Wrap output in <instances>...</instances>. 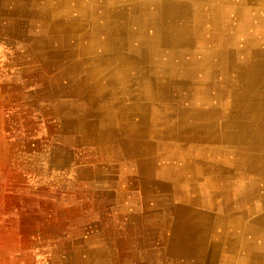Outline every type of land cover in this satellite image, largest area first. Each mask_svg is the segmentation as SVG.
Listing matches in <instances>:
<instances>
[{"label":"rangeland","instance_id":"rangeland-1","mask_svg":"<svg viewBox=\"0 0 264 264\" xmlns=\"http://www.w3.org/2000/svg\"><path fill=\"white\" fill-rule=\"evenodd\" d=\"M71 1L0 0V264H248L232 252L241 238L224 216L197 207L208 205L194 186L199 164L189 161L193 116L215 110L198 62L231 39L233 23L186 60L193 79L180 69L173 82L162 44L137 53L138 38L120 33L138 25L106 22L114 7L130 20L131 4ZM118 40L126 56L116 57ZM124 77L140 90L121 85ZM224 119L206 123L221 128L217 138ZM178 225L189 242L177 252Z\"/></svg>","mask_w":264,"mask_h":264},{"label":"crops","instance_id":"crops-1","mask_svg":"<svg viewBox=\"0 0 264 264\" xmlns=\"http://www.w3.org/2000/svg\"><path fill=\"white\" fill-rule=\"evenodd\" d=\"M155 1L157 2L160 0H155ZM161 1L157 5L167 4L166 2L167 0H161ZM184 1L188 4H193L191 6L193 7L198 5L199 0H180V2H184ZM207 1H209V3H205L204 5H212L213 8L219 11L220 9L223 10V13L220 11L218 13H214L211 15L210 14L211 11L209 9H206L204 11L206 17H203L206 19H203L204 21L203 24L201 25L202 26L201 29L194 28L199 20L198 16L197 17L195 16V13L189 16H182V15L178 17L165 16L161 21V26L163 27L164 31H162L160 34V39L163 42L162 46L160 47V51L162 53V56L160 58L161 61L160 64H162L165 70L167 69L166 71L170 69H176L174 73H177V75L174 76L175 80H173V82L181 81L180 69L183 65L181 63L182 52L186 51L188 54H190L187 56L188 59H191V55L194 56L193 58L198 59L200 52L199 50L200 43H201V48L205 50L207 49L206 44L212 41L210 39V37L212 36L210 35L214 34L215 36V34H217V36L220 37L223 36V34L229 32V30L226 31L227 30L226 23H228L226 22L227 20L241 21L243 28H241L235 33L236 35L238 34V36L242 38L241 40H246L248 36L254 35V32L256 33L255 40L260 41V38L261 40L262 37L264 38V34L262 35L260 34V32H264V30H253V31L250 30L249 32L247 28L248 24L246 22V20L249 18L264 22V0H257V1L256 0H206V2ZM86 2L89 1L86 0ZM93 2L96 3L97 1L90 0V3ZM73 3H74L73 1L69 0L68 5H74ZM226 3H230V4L228 5ZM238 3H240V5ZM73 14L76 17H73L72 19L79 18L78 20H83V21L86 20L85 17H79L78 13H73ZM88 19L91 18L88 17ZM97 19H101V18H97ZM91 20L95 21L94 18ZM152 20L149 21V25L152 24L151 23ZM223 20H224V24L222 28L223 31L222 33H218L217 21L221 22ZM128 21L130 20L126 16H121V15L113 16V17L109 16L108 18H106V22H108L110 25H113L114 27L115 25L116 26L122 25L121 27H123L127 24ZM136 22L139 24V26H141L143 21L141 22L136 21ZM134 24L135 23H133V27H136ZM81 26L88 27L86 23L82 24ZM125 33L126 31L123 30L122 35H125ZM199 33L203 34L204 37L201 42L198 41V45H197L196 41L193 38L195 35L197 34L199 35ZM148 34L151 37L154 35L149 30H148ZM100 36L102 37L109 36L107 29L104 32H100ZM128 37H138L142 39L140 32L137 31H133L132 34L126 36V39ZM118 41L120 42V44L122 43L121 40ZM137 42L139 41H136V39L133 40L132 42L133 50H136L138 48ZM187 42H191V44H187ZM165 43L167 45H165ZM122 44L117 46V50H114L117 52L116 57L126 56L127 54V50L129 47ZM260 44L263 45V41ZM153 47H158V45L155 44ZM258 48L259 47H256V49ZM261 48L262 49L259 51L260 52L264 51V47ZM96 49L99 48L97 47ZM148 49L151 50L150 47ZM145 51L147 50L145 49ZM133 58L134 57H132V60L135 63H137L138 60L136 58L134 59ZM187 64H186L187 67H192L190 66L191 65L190 62H188ZM139 66H141L140 63ZM135 81L136 79L131 81L126 77H124L121 80V85L122 83L124 84L129 83L128 85H132L131 83H133L134 85L132 86L131 90L137 92L140 90V88L139 86L135 85L136 84L134 83ZM195 81L197 83L199 80L195 79ZM195 88L196 87H192V93L190 99L195 98L198 95L196 93L197 91ZM243 100L246 101L247 97H244ZM188 101L190 100L188 99ZM230 102L231 101L229 100L226 101V105L228 106ZM183 103H187V102L183 101ZM183 103L181 104L182 106L184 105ZM194 106L200 108L199 103H195ZM263 108H264V98H263ZM192 112L193 111H191V115H193ZM198 113L200 114L194 115L193 116L194 119L192 120L194 124L197 123L199 124V126L197 128L192 126L194 128V131L192 132L195 134L194 138H192L191 140L193 152L191 154L192 156L191 159L190 157L188 158L190 159L189 161H191L190 163L199 164L197 168L198 172L196 173L197 183L194 186L197 189L198 193L201 195V197L203 195L206 198L207 201L202 200L201 202L204 204L206 202V205H208V207L207 208L201 206H197V207H199V210L201 211L205 209L209 213L216 214L217 215L216 220L220 218L219 216L220 213V215L224 216V221L230 227L233 225L235 226L243 225V227L246 226L250 228L256 227V229L257 227L258 229H260V227L264 228V112L261 115V118H258L259 115L256 113V111H255L256 113L255 115L254 113L245 112V111L244 113L241 112L240 114L236 112L225 111L224 113H219L217 115L213 114L215 117L212 120H210V115L212 113L208 112V110L203 111L202 114L201 112ZM206 113L209 117L203 116V114ZM216 116L217 117L224 116L225 118L224 124L226 123L227 118H229V120L231 121V125H229L227 131H229L234 138L242 139L243 141L241 144L244 143L243 145L241 144L237 145L235 143L227 144V142L222 140L221 138L217 139L218 136L217 133L221 131L220 130L221 128H217L214 125L206 124V123H211L210 121H215L217 119ZM236 123H241V124L236 125ZM224 124L222 127V133H224V129L225 131L227 129L224 127ZM243 127H245V129ZM189 161H186L183 164L186 166L187 164H190L188 163ZM255 182L257 183L255 184ZM254 211L255 213H253ZM221 212L223 214H221ZM208 218L209 221L213 223L212 219L209 216ZM255 218L256 220L259 219L257 223L254 222ZM231 233L233 232L231 231ZM238 242H240V244L243 243V239H240ZM258 243H259L258 245H261V242Z\"/></svg>","mask_w":264,"mask_h":264},{"label":"bare ground","instance_id":"bare-ground-1","mask_svg":"<svg viewBox=\"0 0 264 264\" xmlns=\"http://www.w3.org/2000/svg\"><path fill=\"white\" fill-rule=\"evenodd\" d=\"M160 1H157V2L155 0H123L121 2H120V0H110L109 1L110 4H112L113 6L115 4H117L118 2H120V3L128 2L129 4H131V5H129V7L131 8V11H130L128 16L130 18V21H134L138 25L134 31L140 32L141 38H142V39H140L138 37H130V38H138L139 45L137 46L138 48L135 50L137 53L143 54L144 48L150 47V46H151V48H153V46L155 44L156 45L163 44V42L160 39V34L162 31H164L163 27L161 26V21L165 16H168V15H170L168 17H173V16L178 17L181 15L182 16H189V15H192L193 13H195V16L196 17L198 16L199 20L197 22V25H195L194 28L201 29L202 28L201 25L203 24V21H204L203 19H206V18H203V17H206L205 13H204V11L206 9H209L211 11V13L209 12L211 15L214 13H218L220 11L223 13V10L220 9V11H219V10L213 8L212 5H204L205 3H209V1L206 2V0L205 1L199 0L198 5L193 6V7H191L193 4H188L185 1L180 2V0H174V1L167 0L166 1L167 4L157 5ZM161 2H163V1H161ZM226 4L229 5L230 3H226ZM238 4L240 5V3H238ZM123 11H124L123 8L114 7L112 9V13H114L116 15L123 14ZM229 12H231V11H229ZM137 18H139L140 20H138ZM151 20H152V22H151L152 24L149 25V21H151ZM136 21H139V22L143 21V22H142V24L140 23L141 26H139V24ZM228 21L233 23V28L230 32L232 34V36H230L231 39L227 40L225 43L221 42L218 46L212 47L214 49L213 54L211 56L203 57V59L200 62H198V64H199L198 69L201 70V72L204 73L205 77L207 78L208 86L213 85V91L207 90L206 100L213 99V103L215 104V110L210 109V111L212 113L218 114V113H220V109H223V113L225 111H228V112L230 111V112H236V113L240 114L241 112L244 113V111H245V112L254 113V115L257 113L259 115L258 118H261V115L264 112V108H263L264 51L260 52L259 50L262 49L261 47H264V38L262 37V40L260 38V41L255 40V34L256 33L254 32V35L248 36L246 38V40H241L242 38L239 37L238 34L237 35L235 34L238 30L243 28L241 21L240 20H227L226 22H228ZM246 22L248 24L247 28H248L249 32H250V30H252V31L253 30H264V22H262L260 20H254L252 18H249L246 20ZM223 24H224V20L221 22L217 21V32L218 33H222ZM170 25H168V26H170ZM148 30L154 34L152 37L149 36ZM132 32H133V30L127 29L125 35H123V36H128V35L132 34ZM200 33H199V35L198 34L195 35L193 38L197 44H198V41L201 42L203 37H204L203 34H200ZM120 34H122V32ZM260 34L262 35V34H264V32H260ZM162 35H164V34H162ZM165 36H166V34H165ZM210 36H212V35H210ZM215 36H217V34H215ZM167 37H169V36H167ZM170 37H171V35H170ZM127 39H129V38H127ZM210 39H212V37H210ZM262 41H263V45L260 44ZM191 42H187V44H191ZM219 42H220V38H219ZM166 43H165V45H167ZM187 44H185V45H187ZM256 47H259V48L256 49ZM137 50H139V51H137ZM156 52L158 53V51H156ZM157 53L154 52L153 54L157 55ZM184 53L185 52H182L181 63L183 65L181 64L182 65L181 70L183 71V73L185 75V77H183V78H185V81L188 82L189 79H193L194 76L191 72H189V67L186 66V64L188 63V61H186V60H189V59L186 57V54H184ZM158 55H161V53H158ZM149 58H152L151 54L146 53L145 61L148 62ZM191 65H192V63H191ZM201 65H205V67H201ZM174 71H175V69L168 70L167 76H170L172 78ZM217 77H219V78L221 77L222 80L225 79L224 83L221 84L222 80H217L216 79ZM211 81H213L212 84H211ZM158 89H159L158 93L160 96L166 95L168 93L167 86L161 82L159 83ZM204 95H205V93H204L203 89L201 88L200 89V96L203 98ZM213 95H214V98H213ZM244 97H247L246 101L243 100ZM228 100L231 102L227 106L226 101H228ZM202 111H203L202 109H198L197 114H200L198 112L202 113ZM255 111H256V113H255ZM250 115H252V114H250ZM238 124H241V123H236V125H238ZM229 125H231V121L229 120V118H227L226 123L224 124V127L227 129H226V131L224 129V133H222V136H219L218 138L219 139L221 138L222 140L226 141L227 144H234V143L237 145L241 144L243 141L242 139L234 138L231 135V133L229 131H227L229 128ZM251 126H252V123H251ZM193 127L197 128L198 126H193ZM193 127L188 128L190 130V132L194 131ZM243 128L245 129V127H243ZM243 144H241V145H243ZM236 147H235V149H236ZM256 183L257 182H255V184ZM258 186H260V185H258ZM183 211L184 210L181 209V210H179V213L185 214V212H183ZM253 213H255V211ZM250 215H252V214H250ZM254 220H255L254 222H256V223H257V221H259V219L256 220V218ZM232 227L239 234L240 238L243 239V243H241L242 245H240V246L233 245L234 248H233L232 252L236 250V254L239 256L241 251H242L241 256L244 255V258L246 259L248 264H263L264 255L261 256L258 253L259 252L264 253V228L262 227L263 228L262 229L260 227V229H258V227H257V229H256V227H254V228L253 227L250 228L247 226L243 227V225L242 226L233 225ZM222 233H223V230H222ZM186 234H187V230L183 229L180 225L175 227L174 233H173V237L174 236L176 237V244L174 247L175 248L174 251H177V252H178V250L182 251L188 247L189 241L186 242V239H184ZM249 235L252 237H249ZM257 242H261L260 247L257 246ZM218 243H219V241L216 239V241L213 244L216 248H219L221 250L222 246H219ZM179 244H180V247L178 248ZM225 244H223V245H225ZM225 252H227V251H225ZM231 264H238V263L231 262Z\"/></svg>","mask_w":264,"mask_h":264}]
</instances>
